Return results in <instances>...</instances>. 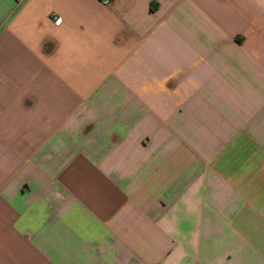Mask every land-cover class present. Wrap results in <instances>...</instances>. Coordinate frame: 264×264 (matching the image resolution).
Masks as SVG:
<instances>
[{
  "label": "crops",
  "instance_id": "crops-1",
  "mask_svg": "<svg viewBox=\"0 0 264 264\" xmlns=\"http://www.w3.org/2000/svg\"><path fill=\"white\" fill-rule=\"evenodd\" d=\"M0 264H264V0H0Z\"/></svg>",
  "mask_w": 264,
  "mask_h": 264
},
{
  "label": "built area",
  "instance_id": "built-area-1",
  "mask_svg": "<svg viewBox=\"0 0 264 264\" xmlns=\"http://www.w3.org/2000/svg\"><path fill=\"white\" fill-rule=\"evenodd\" d=\"M102 4L104 5H108L112 0H99ZM61 20L60 19H56V24H60Z\"/></svg>",
  "mask_w": 264,
  "mask_h": 264
}]
</instances>
